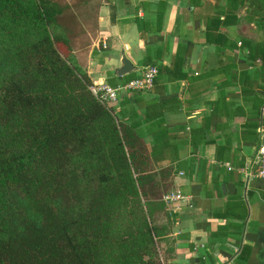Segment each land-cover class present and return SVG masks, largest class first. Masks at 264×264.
Wrapping results in <instances>:
<instances>
[{"label":"crops","instance_id":"obj_1","mask_svg":"<svg viewBox=\"0 0 264 264\" xmlns=\"http://www.w3.org/2000/svg\"><path fill=\"white\" fill-rule=\"evenodd\" d=\"M198 2L199 18L189 0H106L85 71L112 87L145 61L175 76L157 75L149 91L122 90L113 105L144 135L168 262L264 264V188L253 175L264 119V0ZM159 3L158 30L141 38L136 19L155 26ZM121 50L137 70L116 76ZM165 189L186 199L167 203Z\"/></svg>","mask_w":264,"mask_h":264},{"label":"trees","instance_id":"obj_2","mask_svg":"<svg viewBox=\"0 0 264 264\" xmlns=\"http://www.w3.org/2000/svg\"><path fill=\"white\" fill-rule=\"evenodd\" d=\"M164 8L155 26L136 19L141 38ZM187 8L199 18L198 0ZM62 9L0 0V264H166L144 135L71 64Z\"/></svg>","mask_w":264,"mask_h":264},{"label":"rangeland","instance_id":"obj_3","mask_svg":"<svg viewBox=\"0 0 264 264\" xmlns=\"http://www.w3.org/2000/svg\"><path fill=\"white\" fill-rule=\"evenodd\" d=\"M54 1L63 7L62 14L59 16V21L64 23L68 28L67 36L72 46V53L70 55L71 64L77 69L85 71L88 53L98 39V9L103 3V0ZM150 215L153 224L157 225L156 221L159 217H156L157 215L154 216L151 209ZM166 246H168V241L166 239L164 240V247L163 241L159 243L158 252L164 259L168 256L166 254ZM161 247L166 251L163 252Z\"/></svg>","mask_w":264,"mask_h":264},{"label":"built area","instance_id":"obj_4","mask_svg":"<svg viewBox=\"0 0 264 264\" xmlns=\"http://www.w3.org/2000/svg\"><path fill=\"white\" fill-rule=\"evenodd\" d=\"M157 67L154 65H146L142 72L136 77L129 80L122 86L112 87L108 84H91L89 89L91 93L103 104L113 107L118 99V95L122 90H138L147 91L152 88L155 77L157 75ZM259 145L257 149L256 168L253 173L255 177L260 179L264 188V119L259 123ZM249 175V174H247ZM186 196L180 190H174L166 193L163 200L167 203H175L185 200ZM166 264H173L168 262Z\"/></svg>","mask_w":264,"mask_h":264},{"label":"water","instance_id":"obj_5","mask_svg":"<svg viewBox=\"0 0 264 264\" xmlns=\"http://www.w3.org/2000/svg\"><path fill=\"white\" fill-rule=\"evenodd\" d=\"M103 2H106V0H103ZM136 70H137V67H135L131 63V61L125 56L124 51L121 50L120 65L114 68V74L116 76H124L132 72H135Z\"/></svg>","mask_w":264,"mask_h":264}]
</instances>
